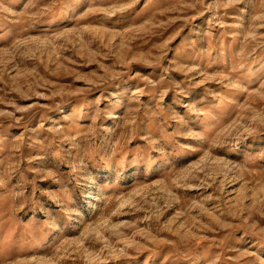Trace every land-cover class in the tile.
I'll list each match as a JSON object with an SVG mask.
<instances>
[{
	"label": "rangeland",
	"instance_id": "rangeland-1",
	"mask_svg": "<svg viewBox=\"0 0 264 264\" xmlns=\"http://www.w3.org/2000/svg\"><path fill=\"white\" fill-rule=\"evenodd\" d=\"M0 264H264V0H0Z\"/></svg>",
	"mask_w": 264,
	"mask_h": 264
}]
</instances>
